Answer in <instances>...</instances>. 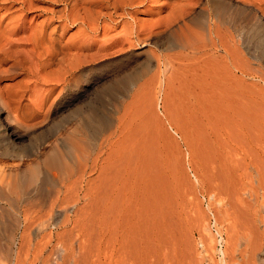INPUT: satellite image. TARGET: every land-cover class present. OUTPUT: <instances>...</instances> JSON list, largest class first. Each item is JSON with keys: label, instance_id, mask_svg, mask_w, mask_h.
Listing matches in <instances>:
<instances>
[{"label": "bare ground", "instance_id": "1", "mask_svg": "<svg viewBox=\"0 0 264 264\" xmlns=\"http://www.w3.org/2000/svg\"><path fill=\"white\" fill-rule=\"evenodd\" d=\"M240 1L159 0V12L166 9V16L146 27L136 17L144 0H0V64L11 61L14 67L28 70L26 73L36 85H50L49 92L60 85L65 87L70 78L77 74L84 76L91 70L94 57L109 50L97 47L99 42L120 43L121 48L115 53L123 50V44L128 48L143 43L150 47L164 44L173 34L183 36L185 42L182 50L173 54L165 55V50L160 56L148 49L138 72L126 77L130 86L141 82L134 88L130 100H126L119 115V126L102 140L98 154L90 163L86 162L89 146L80 132H74L62 135L63 153L56 148L45 151L40 164L28 163L19 157V162L0 167V199L19 202L29 190L36 192L31 201L36 209L32 210L31 206L24 209L21 219L11 213V222L5 225L0 218V264H264V74L260 75L259 71L258 74L256 71L260 68L253 66L257 58L255 49L260 47L253 45L255 48L250 54V49L245 48L247 37L245 41L242 35L233 33L223 17L226 2L240 5L255 16L264 35V0ZM25 11L37 13L29 26ZM195 14L212 18L205 28L195 31L194 25L191 26ZM117 26L120 29L114 33ZM92 50L97 54H89ZM127 55L116 56V65H123L122 69L130 66L124 64ZM165 60L172 70L169 76L161 70ZM25 64L27 69L23 68ZM175 76H182L183 81H190L184 79L189 76L195 82L198 79L191 90L187 88L199 107L201 119L194 115L197 124L203 125L198 127L201 132L195 130L193 114L198 111L191 110L195 112L191 116L195 122L192 135L195 139L191 140L194 144L203 128L206 138V141L198 139L201 143L204 141L202 144L195 142L198 145V150L194 149L195 162L190 157L191 164H195L193 172L198 185L186 193L195 220L190 228L186 227L189 224L186 217L187 221H183L187 225L177 221L184 218L178 217V209L172 212L179 219L171 216L168 221L160 220L158 199L171 195L177 182L173 178L176 164L170 163L175 158L171 155L173 151L168 155L173 148L166 147L170 149L167 151L165 144L168 143L163 144L169 138L161 140L159 135L163 131L159 130L158 135L156 126H159L151 124L155 116L145 114L150 116V122L142 112L152 106L150 99L153 100L155 89L163 84L168 90ZM121 81L114 82L106 91L116 90ZM248 81L253 88L246 84ZM172 88H169L171 92ZM63 94L61 87L52 104ZM117 104H113V111L118 112ZM45 107L31 112L28 105H10L7 111L29 115L26 124L32 128L46 121L44 111L48 109ZM94 116L90 110L82 117L81 125L86 131ZM104 123L109 126L112 120ZM7 127L11 137H24L10 125ZM197 195L205 199L215 232L224 243L215 262L214 255L209 253L213 249L210 231L203 223L204 218L199 217L201 210L197 209L200 214L194 216ZM161 200L167 210L169 205ZM187 208L180 213L189 216ZM163 214L161 219L166 216ZM19 225L21 232L14 252L15 231ZM191 228L194 230L189 231ZM195 230L199 231L203 252L198 251L191 238L190 233Z\"/></svg>", "mask_w": 264, "mask_h": 264}, {"label": "rangeland", "instance_id": "2", "mask_svg": "<svg viewBox=\"0 0 264 264\" xmlns=\"http://www.w3.org/2000/svg\"><path fill=\"white\" fill-rule=\"evenodd\" d=\"M158 1L159 0H148L147 3H145L146 0H144V3L142 2V5L139 6V9H140L139 11L141 13H138L136 15V17L139 19H142V21L145 23L146 27L151 26V25L161 21L166 16L165 15L166 12L164 11L166 9L163 8L162 9L163 11L159 12L160 4L158 3ZM239 1L240 0H236L237 3ZM226 3H227V5H225L224 6L225 8H223V9H225V10H223V14H225V15H223V17H224V21H225L226 26L233 33H235L239 36L242 35L243 37L241 36L242 37V38L240 37L241 39H243L245 41L247 39V41L245 43L246 47L244 46V44H243V46L245 48L248 47L247 49H250L248 51L250 54L252 53V49L255 48L253 45L260 47L258 49H255L258 51V52L256 51V53H255V55L257 54L255 56L257 58H255L256 62L254 60H252V65L255 62L256 64L253 66H255L257 69L260 68L261 70H264V54H263L264 53V35L261 34L262 27H260V25L256 21L255 16L252 13L244 10L242 7H240V5L239 6L238 5H232L229 2H226ZM37 5L42 6V3L38 2ZM141 6H143V7H141ZM36 11H25L26 13L23 12L24 14H27V16H26L27 26H29L30 21L33 20V15L38 13V11H37V13H36ZM15 14H18V13L15 12ZM211 18H212L211 16H208L205 14L204 15H201V14L196 15L195 14V17L192 19V22H191V26L193 27V25H194L193 30L196 31V30H201V29L205 28L204 26H206L208 24L207 22ZM118 27L119 26H117L115 28L116 30H114V33H115V31L116 32L119 31L120 27L119 28ZM178 35L173 34L172 37L170 38L171 41H169L170 39L168 41H163L164 44L160 43L156 46H153V47L151 46L152 48L150 46H147L145 43L138 44V45H135V46H132L129 48L127 47V45L123 44V46H122L123 50L121 52L115 53L118 49L121 48V46L119 45L120 43L102 44L99 42L101 40L100 39L101 36L99 34V37L97 38V41L99 42V43H97V47H99L100 49H102L103 47H108L109 50H107L105 53H102L100 51L101 53L94 57V59H95L94 64H93L94 67L91 70H89L90 72L89 71L86 72V74L84 76L79 75V74L75 75L73 77V79L70 78L73 82L70 79L67 80L65 83L66 84L65 87L60 85V87H57L58 89L59 88L60 89L59 90L56 89L55 90L56 92L55 91L49 92L51 89L49 84L48 85L47 84L42 85L39 83L36 85L35 83H37V82L34 83L33 78L29 74L26 73L28 70H23V69H20L19 67H14L12 65L13 63H11V61L1 63L0 64V100H3L4 102L2 101L3 103L2 104L0 103V167H4L5 165L11 164L13 162H19L18 161L19 157H22L23 160L27 161L28 163L32 161L33 164H40L43 157H44L45 151L50 152L51 149L56 148L60 153H63V146H62L61 141H60L62 139V135H68V134H71L74 132H80L82 135L83 141L85 142V144H87L89 146V155H88L89 157L86 158V162L90 163L91 159H93L95 157L96 153L98 154V152H99L98 149L100 148L99 144H101L102 140L105 137H107L109 134H111V132H113L119 126L118 119L120 118L119 115L122 112L123 107L125 106L124 104H126V102L130 100V97H131V94H132L134 88L137 86V84H139L141 82V81H138L134 84V86H130L127 83L126 77L131 75L132 73L135 74L136 72H138V70L140 68V64L142 62H144L146 59V52L148 51V49L149 50H155L158 53V55H160V56L164 55L165 50H166L165 55L169 54L170 52H171L170 54H173V53H177V52L181 51L185 42L183 40V36L180 37ZM244 38H246V39H244ZM247 43H248V45H247ZM257 43L259 45L261 44V46H259ZM160 45L162 47H160ZM125 53H128L127 56H129V57H126L127 59L125 60L124 64H128L130 66H128L125 69H122L123 65L118 66L115 63L116 58H117L116 56L121 55V54H125ZM89 54H95L96 55L97 53H95V51L92 50V52H89ZM103 54H107V56L103 57L102 56ZM27 67H28V65L25 64L23 68L27 69ZM260 69H258L256 72L258 73V71H259L260 75L264 74V71H260ZM161 70L163 71V73L166 76L171 75L172 70L170 69V65L168 64L167 60H165V67L161 68ZM151 73L152 72L150 71L148 73V75ZM148 75L145 78H147ZM178 77L175 76V78H178L177 79L178 82H177V80H175V78L171 82V84L174 86V87L172 86L174 88V91L172 90L173 92H171V89H169V88H172L171 86H169L170 83L167 86L168 90L166 89V87L163 86V84L160 88H156L155 91L153 92V94H154L153 100H152V98L150 99V96L148 97V100L150 99V102L153 101L151 103L152 106L150 104L151 107L148 106L147 109L142 107V109L144 108V110H146V111H142V112L144 114V118L146 117V119H148V120L149 119L151 120L150 116L149 117H147V115L145 116V114H148V112H149L148 115L151 114V116H152V114H153V116H155V118L153 117L154 119H152L153 122L155 121L154 123L152 122V120L151 121L149 120V121L152 122L151 124L156 123V125L159 126V127H157L156 125H154V127L156 126V130L158 131V132L156 131L158 133V135L160 133L159 130L163 131L161 133L166 135V136L163 135V137H162L161 136L162 134H160L159 137L161 140H163L165 137L169 138V139H164L165 142H163L164 140L162 142H163V144L164 143L169 144V142H170L169 145H171V146H169L168 144H165V149L167 150V148L172 147L173 149H171V150L168 149L171 151V152H168V155H170V153L174 152V154H171V155L173 156L172 158H175V160L177 161L176 162L171 157H169L173 160V161L170 160V163L173 162L176 164L175 167H173L174 166L173 164H172L173 166L171 165V167L175 168V171L177 170V173L175 171L173 172V178H174V180H177L178 183L180 181V183H179L180 187H179V184L177 182H175L174 183L175 188L174 189L172 188L173 192L170 191L174 195L171 193L172 197L169 194L164 195L167 198H165L163 196L161 197L162 199H164L163 200L164 204H166V205L168 204L169 206L171 205L170 206L171 209L167 205L168 206L167 210L169 209L168 210L169 213H168V211L165 209L166 206L164 207V205L162 204L164 207V210H166V212L168 213V214L166 212L164 213V214H166V216H164L165 218L163 217L164 210H163L162 205H161L162 200H161V198L158 199V206H159L158 208L161 207L159 209L160 220L161 221L162 220L168 221L171 219V216H172V219L177 220L180 218V216H182V218L183 217L184 218L179 219L177 221H179V222L183 221L186 217V219H189V220L187 221L185 219L184 221L189 222L190 225L184 221L182 223H185L183 225L188 224L186 227H189V226L191 227V225L192 226H193V224L195 225V223H194L195 220L193 221L194 217L192 216L194 213L192 214V212H193L192 209H189V208H192V206H191V204L189 205V203L187 202L188 199H187L186 193L188 191H190V189H193L194 186L198 188V185L195 181L194 172H193V170H194L193 166H195V164L193 162H192L193 164H191L190 157H192V158L197 157V154L195 152L198 150L197 149L198 145L197 144L195 145V142L201 143V141H199V140L202 139V140L206 141V138L203 136V134H204L203 133L204 128H203L202 133H200V135L201 134L202 135L199 136V134L197 133V135H198L196 137L197 141L195 140L194 144L192 142V140L194 141V139H195L194 136H192V135H194L193 134V132H194L193 124L195 122H193L194 119L191 118V116H192V113H195L198 111L199 116L197 115L198 113L193 114V116L196 115L197 117L200 118V112H199V107L197 106V104L195 102L196 100L192 96H189L190 93L188 92V88L190 87V90H191V88L194 85H196V83H198L199 81H198V79H196V82H195V81H193L195 79L191 80V78H194V77L189 76L188 78L183 77L186 80H190V81L184 80L185 81V83H184L182 76H178ZM118 80H122V81L120 82V84H117L118 86H117L116 90L109 91V92L106 91L108 89L107 87L112 85L114 82H118ZM252 80H253V82L257 81V79L256 80L251 79L249 81H252ZM249 81L246 84L251 86V82H249ZM188 82H189V84H188ZM35 85H36V87H35ZM61 87L63 88V93H64L62 98L58 102H55V103L53 102V104H52V101L57 96L56 95L57 92H59L61 90ZM175 87H176V89H177V87H179L178 90H175ZM251 87L253 88V86H251ZM165 89L167 92L165 91V93H164L165 95H164L162 92H164ZM180 89H185V90L180 91ZM169 90H170L171 94L168 92ZM185 91H187V93ZM174 92H175V94H174ZM166 93L168 95H166ZM172 93L174 94V96L172 95ZM169 95H171V97ZM187 96H189V97H187ZM120 98H123L124 100L121 99L122 101L120 102V100H119ZM146 100H147V98H146ZM187 100H189V102H187ZM190 102H191V104H190ZM147 103H148V101H147ZM147 103L146 104L144 103L145 107H146ZM113 104L118 105L117 106L118 112H116V110L113 111V109H114ZM10 105H12V106L13 105L14 106L15 105H21L22 107L28 105L31 112L35 111L36 108L38 109V107L41 108L42 106H46L45 108L48 109V110L44 111L47 114V115L45 114V118H46L45 120L46 121L43 124H41L40 126L37 125V126L32 127V128H30V127L27 128L28 125L26 124V120L29 117V115L27 116V114H24L22 112H16V111H10L8 113L7 108H9ZM188 105H190L193 108H191L190 106L188 107ZM5 106H8V107L6 108ZM47 106L48 107L50 106V108H48ZM194 106H196L198 108H194ZM148 108H151V109H148ZM188 109H190V110H188ZM196 109H197V111H196ZM90 110L94 111L95 116H94V121L91 122L92 125L90 124V126L88 127V129L86 131V129H84L81 125V124H83L82 123V119H83L82 117L85 118L88 115V113L90 112ZM191 110L195 111V112H191ZM186 112L187 113L189 112L190 114L189 113L187 114ZM122 113H121V115H122ZM187 115H190V116H187ZM196 116H194V117L196 120L195 124L197 126H195V124H194V126L196 127V128L195 127L194 128L197 132H201L202 129H198V127L202 128L201 126L203 124H202V122L199 123L200 125L197 124L198 120H197ZM105 117L108 120H112V124H109V126H106V125L104 126V124H105L104 120H105V122H108V120L105 119ZM190 118L192 120H190V122H189L188 119H190ZM191 121H192V123H191ZM189 124L191 125L190 129H189ZM7 125H10L11 126L10 128L11 129L13 128L12 130H15L16 132L24 135V137H22L20 139H15V138L11 137L9 135L10 130L8 131ZM160 127H161V129H159ZM190 130L192 132H189ZM9 138L12 139V141H10ZM192 138H194V139H192ZM167 141H169V142H167ZM166 145H168L169 147ZM195 147H196V151L194 150ZM192 148H193V151H192ZM195 158H193L194 162H195V160H194ZM67 163H68V161H67ZM192 167H193V169H192ZM173 168H172V170H174ZM176 183H177V185H176ZM182 187H183V190H180V189H182ZM185 187L187 189L186 191H184ZM176 189H177V191H175ZM180 195H182V196H180ZM35 196H36V192L32 189V190H29V192L26 193L25 195L21 196L19 202L13 201L11 199H8V200L7 199H0V216H1L0 218L2 219V223L4 222V225H5V224H8L11 222V220H10L11 213L13 216L17 215L21 219V216L23 214L24 209H27L30 206H31L32 210L36 209V207L31 204V201L33 198H35ZM159 200H161V201L159 202ZM180 200L186 201V202H182ZM195 202H196L197 206H196V209H194L195 210L194 216H197V214H200V213L202 214V216H201V214H200V216L199 215L198 216L200 218H202V217L204 218L203 223H206L205 224L206 226L205 225H203V226H205L206 228L208 227V230L210 231V232H208V234L209 235L211 234L210 236H211V241L213 244L212 245L213 249L212 250L210 249V251H212V252H209V253H212L211 255H214V260H212L213 262H215V260L218 261V259L220 258V252L223 249L224 243H223V241L220 242L221 240L215 232L214 225H213L214 222L212 220V215L207 210V205H206L205 199H203L201 196L197 195V199L195 200ZM184 203H185V205H184ZM189 206H191V207H189ZM173 207L174 208L176 207V209H174ZM180 208H182V209H180ZM186 208L188 211H190V213L187 212L189 214V216L182 214V213H184V211L186 212ZM174 210H177L176 212H179V216L177 213H173ZM196 210L197 211L201 210V211H199L200 212L199 213ZM180 212H182V213H180ZM171 213L174 214L175 217L178 216L179 218L178 217L175 218L174 215H172ZM161 214H163L162 219H161ZM190 216H192V217L190 218ZM199 217H198V219H200ZM190 219H192V220H190ZM195 219H196V217H195ZM8 220H10V221H8ZM200 220L202 221V219H200ZM190 221L193 223H191ZM194 229H195V227H194ZM193 230H192V228L189 229V231H193ZM15 232H16L15 233L16 243L14 246L15 249H13L14 252L16 250L17 240H18L20 232H21V225H19L17 227ZM190 234H192L191 238L194 241L195 247L198 249L199 252H203L202 245L200 244L199 231L195 230L194 232H191Z\"/></svg>", "mask_w": 264, "mask_h": 264}]
</instances>
